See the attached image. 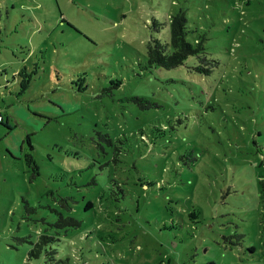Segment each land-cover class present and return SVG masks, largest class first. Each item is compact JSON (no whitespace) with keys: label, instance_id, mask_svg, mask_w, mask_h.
Returning <instances> with one entry per match:
<instances>
[{"label":"rangeland","instance_id":"374dc122","mask_svg":"<svg viewBox=\"0 0 264 264\" xmlns=\"http://www.w3.org/2000/svg\"><path fill=\"white\" fill-rule=\"evenodd\" d=\"M0 119V264H264V0H0Z\"/></svg>","mask_w":264,"mask_h":264},{"label":"trees","instance_id":"16d2710c","mask_svg":"<svg viewBox=\"0 0 264 264\" xmlns=\"http://www.w3.org/2000/svg\"><path fill=\"white\" fill-rule=\"evenodd\" d=\"M154 26L155 24L152 23ZM169 34L167 42H160L158 39L151 37L146 43V65L148 67H158L162 69H174L184 64L185 60L194 56L197 59L198 64L192 66L190 69L200 74L208 75L212 70V66L216 65V62H212L205 56L203 41L204 38L197 36L193 42H190L186 36L189 32L186 27V18L183 11H178L175 14L169 16L168 19ZM136 104L140 109H147L156 106L153 102H149L145 98L131 97L128 99ZM1 120V119H0ZM7 128L8 125H5ZM261 198L262 214L264 218V182L261 183ZM25 207L28 208V204L23 200ZM87 207L91 206V203H87ZM59 229L67 230L68 228H75L80 225V221L72 216L63 217L59 215L56 222L53 224ZM264 235V229H263ZM232 236L239 240L242 235L234 233ZM55 241V238L48 235H42L38 241L32 244L31 249L28 252L29 259H37L42 254L45 257L46 264H67L66 261L55 259V249L48 246L51 242ZM239 242L236 243L238 245ZM214 264V263H209Z\"/></svg>","mask_w":264,"mask_h":264}]
</instances>
